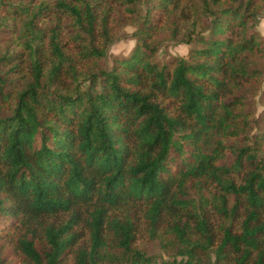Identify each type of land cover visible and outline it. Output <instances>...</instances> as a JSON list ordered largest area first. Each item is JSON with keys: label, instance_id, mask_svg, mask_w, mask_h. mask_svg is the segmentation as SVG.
Here are the masks:
<instances>
[{"label": "trees", "instance_id": "1", "mask_svg": "<svg viewBox=\"0 0 264 264\" xmlns=\"http://www.w3.org/2000/svg\"><path fill=\"white\" fill-rule=\"evenodd\" d=\"M115 6L135 24L136 45L107 68ZM263 7L0 0V226L14 227L27 264H67L70 254L71 264H264V117L261 133L239 142L251 125L244 82L264 71L254 30ZM164 39L187 54L158 61ZM192 181L216 192L196 204ZM139 203L151 235L168 216L178 258L157 263L134 246L126 206ZM208 203L222 218L218 236Z\"/></svg>", "mask_w": 264, "mask_h": 264}, {"label": "rangeland", "instance_id": "2", "mask_svg": "<svg viewBox=\"0 0 264 264\" xmlns=\"http://www.w3.org/2000/svg\"><path fill=\"white\" fill-rule=\"evenodd\" d=\"M62 20L63 24H66L68 21L67 19ZM131 21L126 16V13L123 12L122 7L115 6L113 14L111 15L110 28L117 39L108 47L106 57L100 61L103 67L110 68L114 59L125 58L134 50L136 45V39L134 37L136 26ZM254 30L260 34L264 43V7L258 13ZM62 31L63 39L68 41V28L65 27ZM3 35L10 37V32L4 31ZM188 49V45L177 42L174 39H164L158 45L156 59L170 65L173 58L176 56H185ZM244 83L242 91L246 92L244 102L246 104V111L251 116V125L246 135L242 139H239L240 144L251 142L252 137L259 135L262 130L264 117V71L258 81H246ZM223 158L225 162L229 163L232 161L233 156L231 153L226 152ZM235 179L237 180V178ZM186 191L194 202L199 204L202 196L209 198L210 194L216 192V188L213 185L206 184L204 189L199 190L196 183L192 181V183L187 184ZM206 206L209 220L215 226L216 236H218V227L222 223V218L215 212L210 203ZM145 209L146 206L141 203L126 206V211H128L129 215H131L137 224L134 246L142 250L146 255L152 256L157 263L163 259L169 260L177 257L176 246L173 243L174 239L168 232V216L166 214L161 216L156 229V235H151L148 230V223L143 217ZM83 232L86 238L88 236L87 231L84 229ZM15 237L16 230L10 223H3L2 227L0 226V259L3 260V264H27L25 257L14 249ZM108 240L111 239L108 237ZM211 258L212 261L213 255H211ZM66 263L71 264V254L66 258Z\"/></svg>", "mask_w": 264, "mask_h": 264}]
</instances>
